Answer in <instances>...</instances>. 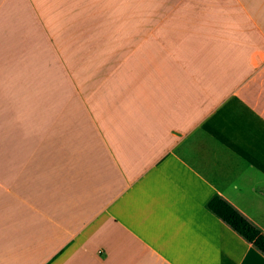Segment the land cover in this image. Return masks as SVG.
Returning <instances> with one entry per match:
<instances>
[{
    "label": "crops",
    "instance_id": "1",
    "mask_svg": "<svg viewBox=\"0 0 264 264\" xmlns=\"http://www.w3.org/2000/svg\"><path fill=\"white\" fill-rule=\"evenodd\" d=\"M264 0H0V264H264Z\"/></svg>",
    "mask_w": 264,
    "mask_h": 264
},
{
    "label": "trees",
    "instance_id": "2",
    "mask_svg": "<svg viewBox=\"0 0 264 264\" xmlns=\"http://www.w3.org/2000/svg\"><path fill=\"white\" fill-rule=\"evenodd\" d=\"M207 209L264 256V233L259 227L219 196L209 201Z\"/></svg>",
    "mask_w": 264,
    "mask_h": 264
}]
</instances>
